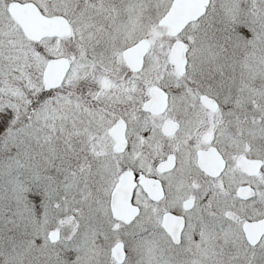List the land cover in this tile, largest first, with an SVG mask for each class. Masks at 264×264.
Listing matches in <instances>:
<instances>
[{
  "label": "snow or ice",
  "instance_id": "6c2138e0",
  "mask_svg": "<svg viewBox=\"0 0 264 264\" xmlns=\"http://www.w3.org/2000/svg\"><path fill=\"white\" fill-rule=\"evenodd\" d=\"M0 264H264V0H0Z\"/></svg>",
  "mask_w": 264,
  "mask_h": 264
}]
</instances>
